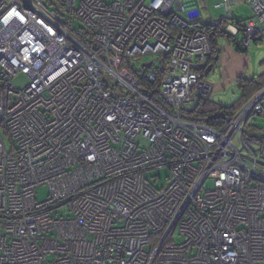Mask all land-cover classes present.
<instances>
[{
	"label": "built area",
	"instance_id": "obj_1",
	"mask_svg": "<svg viewBox=\"0 0 264 264\" xmlns=\"http://www.w3.org/2000/svg\"><path fill=\"white\" fill-rule=\"evenodd\" d=\"M187 1L0 0V264H264V160L245 142L264 91L223 129L186 116L213 56ZM226 2L252 12L243 48L264 41V2ZM148 56L135 84L118 75Z\"/></svg>",
	"mask_w": 264,
	"mask_h": 264
},
{
	"label": "crops",
	"instance_id": "obj_2",
	"mask_svg": "<svg viewBox=\"0 0 264 264\" xmlns=\"http://www.w3.org/2000/svg\"><path fill=\"white\" fill-rule=\"evenodd\" d=\"M264 2V0H261ZM195 2L196 9L193 10L190 19L200 24L199 26L219 23V26L227 28L231 26L230 31L227 29V34L218 38L215 42L213 52V63L205 73V81L209 84L207 76L211 74L216 67L221 82L215 83L212 87L211 97L215 95L222 85L238 83L241 77L248 79L260 80L264 83V41L252 44L249 48H245V52L236 50L234 42L243 47L245 34L242 30L243 25L250 21L253 17L250 9L243 3H231L227 5L226 0H188V5H193ZM187 17V16H186ZM189 17V16H188ZM218 26V27H219ZM222 83V84H221ZM262 90L253 94L249 100L255 97ZM246 102V101H241Z\"/></svg>",
	"mask_w": 264,
	"mask_h": 264
},
{
	"label": "trees",
	"instance_id": "obj_3",
	"mask_svg": "<svg viewBox=\"0 0 264 264\" xmlns=\"http://www.w3.org/2000/svg\"><path fill=\"white\" fill-rule=\"evenodd\" d=\"M46 1L48 2L49 0ZM49 5L50 8L53 7L51 1L49 2ZM66 21H70L69 23L68 22L67 23L69 28L71 29L70 31L72 32L73 36L77 40L82 42L87 48L89 47L94 49L95 44L93 42L90 33L87 30H85L83 27L77 28L75 24L78 21L75 22L72 19L65 20V22ZM198 29L209 35L211 39V43L213 45V52H214L215 42L217 41V39L224 36V34L228 35L225 28L221 26L213 27L211 24H206L199 26ZM234 45L236 50H238L239 52H245V48L241 47V45L238 44L237 42H234ZM212 63H213V58L210 59L207 70L209 69ZM263 87H264V83L263 82L261 83L260 80L257 81L255 79H248V78L242 79L241 77L239 79V88L242 94L241 99L246 102H241L242 101L241 100L240 103H238L235 106H223L221 104H215L209 99L200 100L195 105L194 108H192L191 110H186V116L206 126L215 129H223L226 126L227 122L248 102L247 100H249V98L253 94L262 90ZM257 116L258 117L264 116V106H263V111L261 113L252 115L248 120L245 131V138L247 140V143L249 142L252 144H258L260 146H264V128L253 125L251 123V120L255 119V117Z\"/></svg>",
	"mask_w": 264,
	"mask_h": 264
},
{
	"label": "rangeland",
	"instance_id": "obj_4",
	"mask_svg": "<svg viewBox=\"0 0 264 264\" xmlns=\"http://www.w3.org/2000/svg\"><path fill=\"white\" fill-rule=\"evenodd\" d=\"M106 3H111L112 0H102ZM75 26L77 28L82 27L81 23L76 22ZM154 62L153 67L148 69V72H153L155 71L158 67H159V57L158 56H148L146 58H144L140 63L136 64L133 62H126L124 63L118 70L117 73L118 75L128 81L131 84H135L137 79H136V74H140L143 73L142 70V65L143 64H147L150 62ZM218 71H216V67L212 70L211 74H209L207 76V78H209L208 82L211 86H215V83L221 82L219 75L217 74ZM249 76H244L242 77V79L247 78ZM116 81H109V84L111 86H116ZM13 84L18 87L19 89H22L26 86L27 84V79L23 76H19L17 78H15L13 80ZM222 84V83H221ZM221 89H218L217 92L215 93V95L213 97H210L209 100L212 101L215 104H221L223 106H235L238 103H240V101L242 100V94L239 88V81L238 83H231V84H225L221 86ZM263 106H264V100L262 101ZM195 106V104H191L188 105L187 108H193ZM251 123L253 125L259 126V127H263L264 128V116H260V117H255V119L251 120ZM3 134V139L4 142L6 144L7 149L10 151L11 149V141L9 139L8 136H6L4 133ZM247 146L254 151L257 156L259 158H261L262 160H264V146H260L258 144H252V143H247ZM264 163V161H262ZM149 176H151L152 178L154 177H162V180L159 181L157 184L154 183V181L152 180V184L156 187V188H160L162 186H166L167 183V177L170 176L169 172L167 170H161V171H155L153 173H151ZM212 186V184L209 182L206 184V188H210ZM48 194H49V189L47 186L45 187H41L37 190V200L39 202H44L47 198H48ZM64 209H61V213H64ZM65 216H67V214H65ZM176 243H181L183 241V238L181 236L178 235V233H176L175 238H174Z\"/></svg>",
	"mask_w": 264,
	"mask_h": 264
},
{
	"label": "water",
	"instance_id": "obj_5",
	"mask_svg": "<svg viewBox=\"0 0 264 264\" xmlns=\"http://www.w3.org/2000/svg\"><path fill=\"white\" fill-rule=\"evenodd\" d=\"M193 6H196V4H195V2L193 3ZM144 68H150L151 67V63L150 64H147V65H145V66H143Z\"/></svg>",
	"mask_w": 264,
	"mask_h": 264
},
{
	"label": "bare ground",
	"instance_id": "obj_6",
	"mask_svg": "<svg viewBox=\"0 0 264 264\" xmlns=\"http://www.w3.org/2000/svg\"><path fill=\"white\" fill-rule=\"evenodd\" d=\"M245 142H246V145H247V140H246V138H245Z\"/></svg>",
	"mask_w": 264,
	"mask_h": 264
}]
</instances>
